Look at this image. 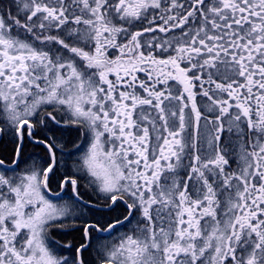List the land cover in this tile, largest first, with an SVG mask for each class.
Instances as JSON below:
<instances>
[{
	"label": "snow or ice",
	"instance_id": "snow-or-ice-1",
	"mask_svg": "<svg viewBox=\"0 0 264 264\" xmlns=\"http://www.w3.org/2000/svg\"><path fill=\"white\" fill-rule=\"evenodd\" d=\"M0 264H264V0H0Z\"/></svg>",
	"mask_w": 264,
	"mask_h": 264
},
{
	"label": "flooded vegetation",
	"instance_id": "flooded-vegetation-1",
	"mask_svg": "<svg viewBox=\"0 0 264 264\" xmlns=\"http://www.w3.org/2000/svg\"><path fill=\"white\" fill-rule=\"evenodd\" d=\"M34 149L31 145H28L25 149V155H28L30 153H33ZM35 151H39V150H35ZM57 239H61L60 237H57ZM72 239V236H67V237H64L63 240H71ZM66 255L68 253H65Z\"/></svg>",
	"mask_w": 264,
	"mask_h": 264
}]
</instances>
